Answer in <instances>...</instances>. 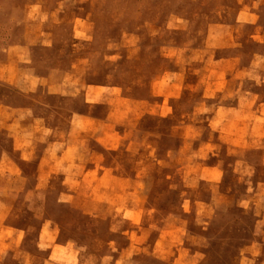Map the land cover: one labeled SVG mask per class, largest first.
Returning a JSON list of instances; mask_svg holds the SVG:
<instances>
[{
	"label": "rangeland",
	"instance_id": "374dc122",
	"mask_svg": "<svg viewBox=\"0 0 264 264\" xmlns=\"http://www.w3.org/2000/svg\"><path fill=\"white\" fill-rule=\"evenodd\" d=\"M0 264H264V0H0Z\"/></svg>",
	"mask_w": 264,
	"mask_h": 264
}]
</instances>
